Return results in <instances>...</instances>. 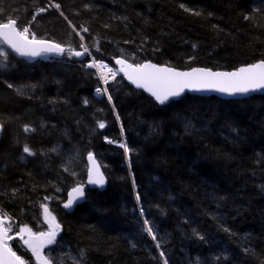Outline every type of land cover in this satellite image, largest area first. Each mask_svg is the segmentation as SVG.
I'll return each mask as SVG.
<instances>
[{
    "label": "trees",
    "instance_id": "trees-1",
    "mask_svg": "<svg viewBox=\"0 0 264 264\" xmlns=\"http://www.w3.org/2000/svg\"><path fill=\"white\" fill-rule=\"evenodd\" d=\"M40 8L46 11L37 14ZM8 19L20 30L30 25L37 39L77 51L83 43L114 67L116 58L214 70L264 60V0H0V22ZM4 50L0 211L11 218L12 235L25 224L46 232L47 203L62 231L44 254L63 264L81 251L84 264H163L161 251L169 264H264V94H186L160 105L118 74L107 85L109 102L95 92L101 83L86 67L88 55L31 62ZM121 142L132 151L125 154ZM89 152L108 187L88 189L68 213L63 202L77 182L86 184ZM10 243L35 264L22 241Z\"/></svg>",
    "mask_w": 264,
    "mask_h": 264
},
{
    "label": "snow or ice",
    "instance_id": "snow-or-ice-1",
    "mask_svg": "<svg viewBox=\"0 0 264 264\" xmlns=\"http://www.w3.org/2000/svg\"><path fill=\"white\" fill-rule=\"evenodd\" d=\"M51 7L57 9L60 8L59 4H52ZM85 7H89L85 5ZM183 8L184 5H181ZM189 11V9H185ZM46 11L45 8L38 9L37 14ZM201 13L196 12L195 15ZM63 15V13H61ZM250 17L246 16L245 19ZM36 16L32 17L34 21ZM31 24V22H30ZM110 27V25H105ZM83 32H88L89 29L82 28ZM30 25L23 27L22 30L18 27L16 19H8L7 22H0V43L5 44L12 50V52L22 57H38L43 54H55L59 56L67 55L69 58L82 57L90 55V49L85 44L81 43L80 48L82 51H77L70 45L64 46L60 43H55L46 40H39L36 38L35 33H31V39H29ZM79 34V33H78ZM84 37L81 36V41ZM127 43V41L125 42ZM98 50V44L96 45ZM123 51V50H121ZM0 57L4 61L8 60V52L3 48H0ZM116 64L120 65L119 72H123L129 81L136 85L137 88H143L148 91L155 101L160 105H164L169 102L172 98L180 97L186 90L192 91H205L214 90L227 95L247 94L257 90L264 89V60L257 62L256 64H250L246 67H240L232 72H213L211 69H200L194 68L189 72H180L174 68L160 66L146 62L143 64H132L124 58H116ZM0 67H7L6 64H0ZM86 67L94 68L97 70V75L105 85V87L96 88V92L108 93L107 85L110 80H115L117 76V70L108 67L103 61L93 59ZM8 87H13L11 84ZM19 94H23L20 90H17ZM108 100L111 102L112 96L108 95ZM88 103L87 100L84 101ZM114 107V106H113ZM117 119L119 116L117 115ZM97 126L99 129L105 128L103 121H98ZM3 123L0 122V131L3 130ZM25 132L35 131L29 125L24 126ZM123 133V127H121ZM108 143H117L116 141L109 140L105 137ZM119 147L124 149L125 154L132 151L126 143H119ZM24 153L28 155H34L35 153L25 145L23 148ZM56 151V149H52ZM88 185H94L98 188H103L106 184V177L100 170L101 165L97 162L95 154L92 152L88 153ZM130 166V165H129ZM64 171L68 172L69 168L64 166ZM73 176L75 172L71 173ZM135 186V181L133 180ZM59 191V189H57ZM16 189L12 190V194L15 195ZM86 198L85 184L77 182L71 190L67 193V200L63 202L65 209L73 208L77 203ZM45 201L52 199V197H45ZM137 201L140 197L137 195ZM43 209L44 222L48 226L46 232H34L28 225H16V231L14 235L13 223L11 218L6 212L0 211V264H29V260H26L24 256L19 255L12 247L10 241L19 239L22 241L21 247L26 251L30 252L31 256L35 259V264H54L56 258H51L44 254V250L49 246L57 243V238L62 231V226L49 209L47 203L41 204ZM143 210L141 209V213ZM145 225H148V221L145 220ZM146 231L152 237L154 241L157 240L156 234L153 232L150 226L146 227ZM225 232H231L227 227L224 228ZM195 236L201 241L205 239L203 235L193 230ZM27 237V238H25ZM156 247L160 248L159 242L156 243ZM245 251H248L245 249ZM163 259V264H169L168 258L165 253L161 251L159 253ZM85 254L83 251L80 253V259L73 260V264H84ZM220 257H217L219 260ZM226 260L227 257H224ZM56 264H63L62 261L56 260ZM198 264V262H197Z\"/></svg>",
    "mask_w": 264,
    "mask_h": 264
},
{
    "label": "water",
    "instance_id": "water-1",
    "mask_svg": "<svg viewBox=\"0 0 264 264\" xmlns=\"http://www.w3.org/2000/svg\"><path fill=\"white\" fill-rule=\"evenodd\" d=\"M29 39H31V38H29ZM39 40H43V39H39ZM46 41H51V40H46ZM51 42H54V41H51ZM55 43H57V42H55ZM4 45H5V44H4ZM5 46L8 48L7 45H5ZM8 49H10V48H8ZM10 50H11V49H10ZM11 51H12V50H11ZM13 53H14V52H13ZM14 54H15L18 58H20V59H26V60L31 61V62L40 59V58L44 55V54H43V55H41V56H38V57H34V58H32V57H22V56H19V55L16 54V53H14ZM48 55H50V56L53 57V58H60V57H62V56L55 55V54H48ZM83 57H84V56H82L81 58H83ZM128 62H129V61H128ZM146 62H151L152 64H156V65H160V66H165V67H169V68H174V69H176L177 71H180V72H189V71H191V70L194 69V68H200V69H211V68L200 67V66H198V67H194V68H190V69H180V68H175V67L168 66V65H164V64H158V63H155V62H152V61H146ZM146 62H143V63H146ZM129 63H131V62H129ZM143 63H141V64H143ZM132 64H133V63H132ZM254 64H256V63H254ZM115 65H116V67H117V70H119V68H120L121 66L118 65V64H116V61H115ZM249 65H250V64H249ZM246 66H248V65L241 66V67H246ZM239 68H240V67H239ZM237 69H238V68H237ZM237 69H233V70H214V69H211V70H212L213 72H232V71H235V70H237ZM119 73L125 78V80L128 82L129 85H131L132 87H134V88L137 89V90H140V91L144 92V93L147 94L148 96L152 97V95H151L148 91H146L145 89H143V88H137L135 84H133L131 81H129V80L127 79V77L124 75L123 72H119ZM186 94L199 95V96H218V97L223 98V99H244V98H249V97L254 96V95H261V94H264V89L257 90V91H254V92H249V93H247V94H237V95H232V96L227 95V94H225V93L218 92V91H214V90H205V91H192V90H186L184 93L181 94L180 97L172 98V99H171L169 102H167L166 104L170 103V102L173 101V100H178V99H180L181 97H183V96L186 95ZM152 98H154V97H152ZM164 105H165V104H164ZM2 133H3V130L0 131V138H1V136H2ZM95 157H96V156H95ZM96 160H97V158H96ZM97 162L99 163L98 160H97ZM88 163H89V162H88ZM99 164H100V163H99ZM100 170L104 173L102 167H101ZM104 175H105V173H104ZM105 177H106V175H105ZM87 180H88V179H87ZM107 187H108V179H107V177H106V184H105V186H104L103 188H98V187H96V186H94V185H88L87 182H86V184H85L86 198H87V190H88V189H98V190H100V191H105V190L107 189ZM86 198L83 199V200H81L79 203H77L73 208H71V209H66V211H67L68 213L73 212V211L76 209V207H77L78 205H80V204H82V203H84V202L86 201ZM66 200H67V199H66Z\"/></svg>",
    "mask_w": 264,
    "mask_h": 264
},
{
    "label": "rangeland",
    "instance_id": "rangeland-1",
    "mask_svg": "<svg viewBox=\"0 0 264 264\" xmlns=\"http://www.w3.org/2000/svg\"><path fill=\"white\" fill-rule=\"evenodd\" d=\"M29 37L31 38V36H29ZM4 47H6V46H5L4 44L0 43V48H3V49H4ZM88 59H89V58H88ZM89 62H90V61H88L86 65H88ZM92 69H94V68H92ZM94 70L96 71V74H97V70H96V69H94ZM97 76H98V75H97ZM98 77H99V76H98ZM101 82H102V81H101ZM101 82H100V83H101ZM99 87H100V88H103V87H105V86H104V84L102 83V85L99 86ZM99 94L102 95V96H103V95H108V93H103V92H101V93H99ZM87 191H88V190H87ZM25 238H27V237H25Z\"/></svg>",
    "mask_w": 264,
    "mask_h": 264
},
{
    "label": "built area",
    "instance_id": "built-area-1",
    "mask_svg": "<svg viewBox=\"0 0 264 264\" xmlns=\"http://www.w3.org/2000/svg\"><path fill=\"white\" fill-rule=\"evenodd\" d=\"M94 58L91 56V60H90V62L93 60ZM98 61H102V60H98ZM89 62V63H90ZM105 64H107L108 65V67H110V68H113L112 66H110L107 62H105V61H103ZM114 69V68H113ZM115 70V69H114ZM112 80H110L109 82H111ZM103 83V82H102Z\"/></svg>",
    "mask_w": 264,
    "mask_h": 264
}]
</instances>
